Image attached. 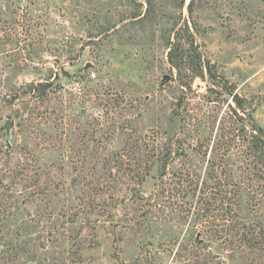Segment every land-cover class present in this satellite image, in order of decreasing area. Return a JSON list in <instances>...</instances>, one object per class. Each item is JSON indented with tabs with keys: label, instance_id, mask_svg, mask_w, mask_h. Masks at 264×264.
Returning a JSON list of instances; mask_svg holds the SVG:
<instances>
[{
	"label": "rangeland",
	"instance_id": "1",
	"mask_svg": "<svg viewBox=\"0 0 264 264\" xmlns=\"http://www.w3.org/2000/svg\"><path fill=\"white\" fill-rule=\"evenodd\" d=\"M189 2L164 10L161 27L188 21L202 78L171 66L167 38L128 18L138 9L130 0H0V264H264V247L230 259L215 237L197 244L205 229L168 192L177 171L208 173L203 152L217 141L239 144L217 172L223 183L252 186L241 217L248 230L258 220L251 198L262 182L251 180L245 145L249 122L264 130V0H200L192 20ZM38 83L52 87L39 99L22 96ZM233 95L244 107L238 116ZM93 136L99 145L88 150ZM166 142L189 158H176L160 183ZM138 156L154 163L141 187ZM213 216L223 225L221 211Z\"/></svg>",
	"mask_w": 264,
	"mask_h": 264
},
{
	"label": "trees",
	"instance_id": "2",
	"mask_svg": "<svg viewBox=\"0 0 264 264\" xmlns=\"http://www.w3.org/2000/svg\"><path fill=\"white\" fill-rule=\"evenodd\" d=\"M130 1L134 2L138 6V9H135V11L129 15V19H132L134 20L133 22L142 25H145L147 22L150 25L152 32H154L156 28H160L162 30L163 36L159 40L162 41L167 38V48L169 50L167 58L171 66L175 69H181L180 66L182 64L184 66H189L186 69L189 68L192 71V76L202 78L204 76V67L200 61V55L196 52L194 47L196 42L192 33V26L189 25L188 21H183L182 23L181 21L173 23L164 22L166 27H161L164 15H166L164 14V10L166 11L171 8L182 11L185 7L186 0H178L176 5H169L167 3L168 0ZM199 1L200 0H190L189 4L186 5V9L191 20L195 8L200 4ZM191 24L195 25L196 21H192ZM142 28L144 27L142 26ZM151 39L154 40V35H151ZM187 46L189 47L186 48ZM207 66L205 69L208 74L211 75V70ZM51 87V83H38L36 85L31 84L27 86V90L25 92H22V96H31L33 99H39L40 97L45 96L47 89ZM18 98V93H16V95L12 97L11 101L14 102ZM232 102L235 107L233 108L230 105V108L235 115L238 116V111L244 112L243 103L240 98L233 95ZM179 110L176 111L174 116L175 118L178 117V120L181 122ZM249 124L252 135L251 139L247 142L248 144L245 145L246 149L250 152L246 156L252 157L251 165L253 166V170L256 171L251 180L253 181L257 178V181L262 182V184L254 187V197L251 198H257V203L254 205V212L260 213L257 218L258 220H255L256 223L254 224L252 230H248L249 228L243 224L244 220L241 217L242 201L245 194L249 192L246 190H252V186H247V189L245 190L241 187V181L236 183H229L226 181V183H223L217 172V168L220 167L219 165H222L225 161L226 153L231 152V150L236 148V146H238L237 150H239L242 148V145L240 146L239 144L231 143L222 147L221 143L217 141L216 147H213L210 151L207 150L203 152L205 157L207 155L209 156L208 163L210 166L208 173L202 178V175L198 176L197 172H194L197 174L195 179L189 171H185L184 174L182 173V170L179 173H177V171L173 173L174 187L171 191H168L169 193L175 192L174 196L177 197V205L179 206L180 213L185 216L186 214H191L194 222H198L199 225L203 226V229H205L204 232H206V240H198L196 243L204 244L206 241L208 242L210 238L213 242H216L215 239H218L217 242H219V250L222 247L227 250L230 259H234L236 256L243 257L242 253L244 251H258L264 247V171L259 169V166L261 168L264 167V130L259 126L251 124L250 122ZM84 144H86L89 150L91 146L94 148L99 145V139L93 136L90 138L88 143ZM54 146L55 145L53 144L52 146L48 145L42 148V150L49 152L53 150ZM173 146L174 145L171 142H166L163 147V153H161V155L157 158L156 163H160L158 166L159 174L157 176L160 183H163L162 179L169 173L168 166L172 164L176 158H181L183 160H187L189 158L186 150L182 149V147L173 152ZM232 146L234 147L232 148ZM140 148L141 147L138 146V149L134 147L132 150H134L135 154H139ZM218 149H224L226 151H224L225 154L219 155ZM240 152L243 156L244 151ZM132 159L137 161L136 164L133 165L135 169L132 170V172L135 174L134 176H137V185L141 187L150 176L154 163L153 161L150 162L152 159H144L143 157L140 159V156L133 157ZM144 162H146V166L143 167V169L146 168L145 171L137 173L138 170L141 169V165ZM103 163L104 161L101 163L102 169L106 171L109 170L108 174L109 177H111L113 174L112 169H106V165L105 163L103 165ZM90 164L91 163L88 165L83 164L81 166V170L85 171V166H89ZM92 169H99V161H96V163L92 165ZM114 172L116 173V171ZM200 178H202V181ZM3 183L4 180L0 177V201L2 200L1 197L3 195L1 193ZM6 191H8V189H6ZM137 193L138 195L141 194L139 191H137ZM248 196H250V193ZM214 211H216V213L218 211L223 213V218L221 219L223 225H220V222L217 221L219 218H215L213 216ZM18 212L19 211H16L11 216L15 219L18 218ZM210 218L213 219L210 220ZM71 223H73V221ZM216 226H219V229L214 231ZM217 235L218 237H216ZM213 237H215V239H213ZM236 261L237 260H233L232 263Z\"/></svg>",
	"mask_w": 264,
	"mask_h": 264
},
{
	"label": "water",
	"instance_id": "3",
	"mask_svg": "<svg viewBox=\"0 0 264 264\" xmlns=\"http://www.w3.org/2000/svg\"><path fill=\"white\" fill-rule=\"evenodd\" d=\"M89 66H90V65L88 64V65H86L85 68H88ZM167 80H169V77L165 76L164 79H163V82H165V81H167ZM9 126H10V121H7V122H6V125H5V130H6V131H8Z\"/></svg>",
	"mask_w": 264,
	"mask_h": 264
}]
</instances>
